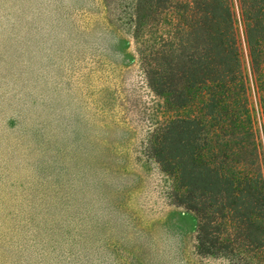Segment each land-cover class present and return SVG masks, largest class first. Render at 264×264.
<instances>
[{
	"label": "rangeland",
	"instance_id": "1",
	"mask_svg": "<svg viewBox=\"0 0 264 264\" xmlns=\"http://www.w3.org/2000/svg\"><path fill=\"white\" fill-rule=\"evenodd\" d=\"M152 1L0 0V264H264L198 254L152 156V133L203 119L204 99L173 109L150 89L136 32ZM239 39L264 174V63ZM222 126L207 122L212 151L248 160L253 139Z\"/></svg>",
	"mask_w": 264,
	"mask_h": 264
},
{
	"label": "trees",
	"instance_id": "2",
	"mask_svg": "<svg viewBox=\"0 0 264 264\" xmlns=\"http://www.w3.org/2000/svg\"><path fill=\"white\" fill-rule=\"evenodd\" d=\"M151 6L136 32L150 89L173 109L187 107L194 95L204 98L203 119L176 118L152 133V156L174 178L177 203L196 218L198 254L264 258V174L254 121L246 115L239 39L241 29L257 71L264 63V0H153ZM215 117L221 129L253 139L248 160L212 151L216 129L209 132L207 122Z\"/></svg>",
	"mask_w": 264,
	"mask_h": 264
}]
</instances>
